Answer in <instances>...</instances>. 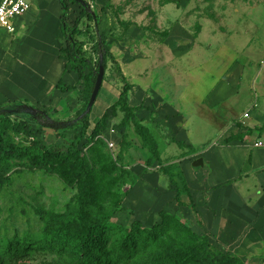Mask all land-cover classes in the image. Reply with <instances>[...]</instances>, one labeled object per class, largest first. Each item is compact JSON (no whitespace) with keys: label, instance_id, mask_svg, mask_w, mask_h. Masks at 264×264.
<instances>
[{"label":"rangeland","instance_id":"1","mask_svg":"<svg viewBox=\"0 0 264 264\" xmlns=\"http://www.w3.org/2000/svg\"><path fill=\"white\" fill-rule=\"evenodd\" d=\"M44 1L51 3L49 13L53 11V0H28L33 6ZM84 2L87 3V10L97 19L96 23L86 18L80 20L82 31L86 26L89 27L88 32L79 37L86 57L93 64L99 63L96 46L101 41L119 63L129 84L138 90L141 86L144 93L141 104L147 107L144 114L147 118L144 121V118H138L133 112L134 119H131L129 114L116 107L115 113H109L104 132L108 130L110 135H116L118 143V139L124 135L125 144L119 143L114 147L112 140L110 142L113 146H109L105 138L110 137L102 133L105 137H100L96 146L91 142L90 134L94 121L100 118V114L95 118L99 101L96 100L93 105L88 130L82 137L84 100L81 93L75 92L61 98L58 108L39 105L25 111V108L9 102L0 103L7 110L6 115L0 116V137L4 134V137L18 146H27L34 140L45 145L62 141L77 144L81 155L94 171L95 185L103 194L100 203L109 213L111 225L128 229L134 221H139L141 227L153 231L147 244L126 260V264H160L163 253L170 258L163 264H173L184 253L194 254L188 264H216L215 257L220 250L211 234L200 232L194 227L199 223V217L189 199L190 163L200 153L188 152L182 155L183 151L177 146L167 149L163 141L162 145L157 142L161 154L165 148L164 153H168L161 160L164 169L161 170L157 164L147 168L145 162L148 152L142 146L134 121L152 131L159 128L160 122L153 108L156 107L157 96H163L164 100L159 106H170L173 109L167 119L170 115L182 116V111L191 115L188 123L192 129L190 140L201 151L200 148L209 144L215 135L216 127L212 120L217 116L222 117L223 110L227 108L235 115L248 101L259 103L264 92L261 90V94L259 90L264 87V0ZM254 4H259L255 12L251 11L255 10L251 7ZM80 11L77 5H70V12L65 16V22L70 28ZM31 13L36 16L33 9ZM28 15L14 20L17 33L8 36L0 31L1 59L6 60L5 50L13 41L14 50L19 48L18 51H29L41 47L51 48L60 40L59 35V39L54 36V24L58 19L48 15L50 19L43 16L38 22ZM20 24L24 27L21 28ZM31 24L33 28L27 31ZM251 27L254 31H251ZM56 29L59 31L58 24ZM19 32L24 34L21 41L19 39L22 35ZM240 65L243 66L242 73L235 74L236 66ZM113 67L108 61L104 74H110ZM67 81L71 79L67 78ZM219 81L227 86L231 81L233 91L239 86L238 93L234 91L228 99L216 105L211 110L214 116H208V111L205 117L200 118L198 100L208 97L211 86ZM129 95L132 101L139 99V91L130 90ZM130 103L128 100L127 105ZM124 118L126 124L122 129L120 123ZM52 121L70 126L55 132L39 125ZM18 123L29 124L35 131V137H27L22 131L13 129L12 126ZM170 140V137L164 136L165 143L171 144ZM260 140L263 144L264 133ZM110 161H117V165L134 174L137 181L132 183V176H124L125 184L118 186L119 171L104 170V163ZM27 164L24 159L1 161L9 180L0 186V239L38 236L48 216L64 214L78 201L77 185L67 186L56 174L28 171L22 166ZM185 172L187 177L184 176ZM108 181L115 184L112 196L106 194ZM156 225L159 226L157 230L154 229ZM50 247L60 249L58 243H51ZM0 251L4 253L5 246ZM109 255H114V251L106 252V256ZM81 258L65 250L58 253L42 248L32 255L11 261H2L0 258V264H78ZM258 264H264V260Z\"/></svg>","mask_w":264,"mask_h":264},{"label":"crops","instance_id":"2","mask_svg":"<svg viewBox=\"0 0 264 264\" xmlns=\"http://www.w3.org/2000/svg\"><path fill=\"white\" fill-rule=\"evenodd\" d=\"M50 4L45 1L37 6L30 4L29 10L17 20L28 13L31 19H37L38 22L43 16H47V20L50 19L49 16L58 19L59 21L54 24V36L56 39H59L60 36V40L55 42L56 46L51 48L41 47L39 50L29 51L23 49L18 51L19 48L14 50L13 40L8 44L9 47L5 50L7 56L4 54L6 60L0 58V103L9 102L11 105L25 108V111L32 110L31 107L39 105L58 108L62 102L61 98L75 92L82 94V82L78 81L77 75L71 72L69 67L65 66V62L59 58L60 49L63 46L59 29L62 15L61 5L59 0H53L51 5L54 6L53 11L49 13ZM251 7L255 9L251 11L255 12L259 4H254ZM32 9L36 16L32 15ZM262 22L264 23V20ZM57 24L59 31H56ZM20 26L24 27L22 24ZM14 28L12 34H6L10 36L17 33L16 24ZM32 28L31 24L27 31ZM251 31H254L252 27ZM21 35L19 41L24 37V34ZM234 71L235 74L242 73L243 66H236ZM112 72L113 69L110 74L104 76L102 81L96 98L99 102L95 118L99 114L101 117L119 98V86L121 85L118 79H113ZM67 78H70L71 81H67ZM60 81L64 85L72 86L73 90L70 92L61 91L57 87ZM187 86L190 87V84ZM130 90L139 91V99L132 101V97L129 95ZM130 90L128 91V100L131 103L128 106L137 108L134 111L136 116L140 119L144 118L145 121L147 116L144 114L147 112V107L141 104L144 96L141 86L138 90L137 87L131 85ZM238 90L239 86L234 91L238 93ZM259 90L261 93L264 87ZM234 91L231 81L228 86L221 81L212 85L209 96L198 100L199 117H205L208 111L210 112L208 116H214L211 110L228 99ZM183 97L184 95L181 98ZM156 99V107L153 108V111L156 113L157 121L160 122L158 123L159 128H155V131L147 129L157 147L160 160L166 158L165 155L168 154L164 153L166 148L175 145L183 151L182 155L188 152L200 153L195 160L201 159L203 163L201 167L192 166L195 160L190 163L192 170L189 172L191 176L188 184L189 199L199 217V223L194 227L200 232L211 234L221 252H230L241 262L247 264L262 262L264 260V142L262 144L260 139L264 133V92L259 103L248 101L235 115L226 108L223 110L222 117L214 118L212 122L216 127L215 135L210 141L211 144L200 148L201 151L198 150L199 148H195L190 140L192 129L188 123L191 115L182 111V116L173 117L170 115V118L167 119L173 109L170 106H159L160 102L164 100L163 96H157ZM245 113L248 116L244 118L243 114ZM111 132H113L112 129ZM166 135L172 139L170 140L171 144L165 143L164 136ZM238 135L240 138H235ZM105 139L112 141L109 138ZM162 141L164 142L163 146H166L162 151L164 155L159 151V144H157L158 142L162 145ZM214 142L216 144L212 145ZM256 143H260L261 146H255ZM113 144L114 147L118 145L115 142ZM184 176L187 177V172L184 173Z\"/></svg>","mask_w":264,"mask_h":264},{"label":"trees","instance_id":"3","mask_svg":"<svg viewBox=\"0 0 264 264\" xmlns=\"http://www.w3.org/2000/svg\"><path fill=\"white\" fill-rule=\"evenodd\" d=\"M62 9L60 17V33L63 39V46L60 49L59 58L65 62V66L77 75L78 81L82 82V97L84 100V114L82 115V137L88 130V122L90 111L86 110L90 94L94 84L100 75L106 69V63L110 61L113 64V79H118L119 98L103 115L94 121V127L91 130L90 139L93 144L98 146L97 141L100 137H105L102 133L109 135L105 130L109 113H115V108H120L127 115L133 118V112L137 108H131L127 105L128 91L131 85L123 76L120 67L111 52L107 51L102 42L99 41L96 46V52L100 58L99 63L93 64L88 59L82 49V41L79 39L81 35L88 32L89 27H85L82 31L79 27L81 18H86L93 23L97 21L96 16L87 10V3L84 0H59ZM70 5H77L80 8L79 16L73 21L72 28L65 22V16L70 12ZM61 91L70 92L72 86L64 85L61 81L57 84ZM7 110L0 106V116L6 115ZM126 124L124 118L120 127ZM42 127L49 128L53 131L64 130L70 125L67 123H58L52 121L49 123L39 124ZM136 131L141 138L142 146L147 149L148 156L145 162L147 168L155 164L163 170L157 147L150 136L147 128L134 121ZM13 129L22 131L24 135L30 138L35 137L34 129L26 123H18L12 126ZM0 137V186L8 182L6 177L7 171L1 165L2 160L24 159L27 165H22L28 171H41L45 174H56L58 178L67 186H78L79 198L75 206L67 210L64 214H55L48 216L38 236H23L7 239H0V249L5 246L4 253L0 254L2 261H11L24 256L32 255L39 249H49V251L62 252L68 251L75 257L81 258L78 264H126V260L131 259L137 254L141 246L147 244L149 237L153 236V231L141 227L139 221H134L130 228L122 229L114 227L109 222V213L102 207L100 197L103 195L95 185V175L93 169L85 161L75 142L55 143L45 145L39 140H34L27 146H18L11 143L8 137ZM116 135H109L110 139L116 144H125L124 135L116 142ZM61 140H64L61 137ZM235 138H240V135ZM104 155V154H103ZM105 156V155H104ZM117 161L104 163L105 171H119V185L125 184L126 176H132V183L137 181V177L128 173L123 167L118 166ZM125 176V178H124ZM134 176V178H133ZM106 194L113 195L112 188L115 186L111 181L107 182ZM155 230L159 229L156 225ZM51 243H58L60 249H52ZM109 250L114 251V255L106 256ZM161 263L169 261L167 254H161ZM194 254L184 253L174 260L173 264H188L192 261ZM216 264H236L241 263L238 258L232 257L229 252L223 253L218 251L215 257ZM9 263V262H8Z\"/></svg>","mask_w":264,"mask_h":264},{"label":"built area","instance_id":"4","mask_svg":"<svg viewBox=\"0 0 264 264\" xmlns=\"http://www.w3.org/2000/svg\"><path fill=\"white\" fill-rule=\"evenodd\" d=\"M30 8L28 0H0V31L7 34H12L15 30L14 20L24 15ZM245 113L243 117H247ZM109 146H113L110 141H107ZM255 146H261L256 143Z\"/></svg>","mask_w":264,"mask_h":264},{"label":"water","instance_id":"5","mask_svg":"<svg viewBox=\"0 0 264 264\" xmlns=\"http://www.w3.org/2000/svg\"><path fill=\"white\" fill-rule=\"evenodd\" d=\"M102 81H103V74L100 73V75L98 76L95 84H94V87L92 89V92L90 94V97H89V101L87 103V106H86V110L87 111H90L93 107V104L97 98V95L99 93V90L101 88V84H102ZM202 160L201 159H197L195 160L193 163H192V166L193 167H201L202 166Z\"/></svg>","mask_w":264,"mask_h":264}]
</instances>
